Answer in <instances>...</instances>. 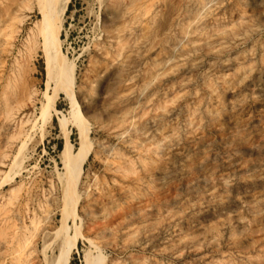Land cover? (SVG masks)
Returning <instances> with one entry per match:
<instances>
[{
	"label": "rangeland",
	"instance_id": "1",
	"mask_svg": "<svg viewBox=\"0 0 264 264\" xmlns=\"http://www.w3.org/2000/svg\"><path fill=\"white\" fill-rule=\"evenodd\" d=\"M35 3L0 0V264H46L79 153L63 93L40 116ZM61 39L90 131L70 264H264V0H71Z\"/></svg>",
	"mask_w": 264,
	"mask_h": 264
},
{
	"label": "bare ground",
	"instance_id": "2",
	"mask_svg": "<svg viewBox=\"0 0 264 264\" xmlns=\"http://www.w3.org/2000/svg\"><path fill=\"white\" fill-rule=\"evenodd\" d=\"M35 2L36 9L41 15L42 23H37L32 29V35L30 34L31 43H34L35 50L40 45L44 58L46 82L48 85L54 86L52 102L41 108L40 116L44 121H47L52 108L56 105L57 97L60 93H63L68 100L70 108V116L67 123L72 126H77L78 129V155L72 160L70 150L67 148L64 152L68 160V179L70 185L64 190V207L61 211L59 226L49 228L43 238L44 242L42 241L48 244V246L46 245V249L50 250L49 252L51 253L49 258L45 256L46 264H70L78 243V236L72 234L76 223V215L72 214L75 212L76 205L75 189L81 170L90 153L88 139L90 131L83 119L80 106L74 94V81L71 67L65 62L62 56L63 41L61 34L64 26V16L71 0H35Z\"/></svg>",
	"mask_w": 264,
	"mask_h": 264
},
{
	"label": "trees",
	"instance_id": "3",
	"mask_svg": "<svg viewBox=\"0 0 264 264\" xmlns=\"http://www.w3.org/2000/svg\"><path fill=\"white\" fill-rule=\"evenodd\" d=\"M58 148H59V150L62 149V144L61 143L58 144Z\"/></svg>",
	"mask_w": 264,
	"mask_h": 264
}]
</instances>
